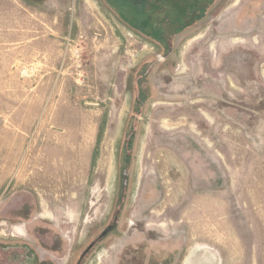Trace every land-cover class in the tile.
Masks as SVG:
<instances>
[{"label":"rangeland","instance_id":"374dc122","mask_svg":"<svg viewBox=\"0 0 264 264\" xmlns=\"http://www.w3.org/2000/svg\"><path fill=\"white\" fill-rule=\"evenodd\" d=\"M94 241L81 264H264V0H0V264Z\"/></svg>","mask_w":264,"mask_h":264},{"label":"flooded vegetation","instance_id":"af4514ba","mask_svg":"<svg viewBox=\"0 0 264 264\" xmlns=\"http://www.w3.org/2000/svg\"><path fill=\"white\" fill-rule=\"evenodd\" d=\"M135 5H141L145 7V10L147 13H150L152 15L155 16H164V18H167V15L169 13V11H171V9L173 8V6L175 7V4H183V3H188V1L190 0H131ZM144 9V8H143ZM15 211H17V213H20L22 211V209H13ZM21 210V211H19ZM8 211H11L10 207L8 209ZM22 213V212H21ZM17 218H20V214L19 216H17ZM20 223V222H17ZM21 224V223H20ZM43 242H40V244ZM53 245L54 247H61L62 246V242H59L58 236L55 235V239L53 241ZM96 245V241H94L93 243H91L83 252V254L81 255L78 264H81L82 260L85 258V255L87 253H89V251H91L94 246ZM36 250V249H35ZM35 252V251H34ZM35 258V264H43L42 262H44L42 258H39L37 256V254L34 255ZM150 264H152V261L150 262Z\"/></svg>","mask_w":264,"mask_h":264},{"label":"bare ground","instance_id":"6f19581e","mask_svg":"<svg viewBox=\"0 0 264 264\" xmlns=\"http://www.w3.org/2000/svg\"><path fill=\"white\" fill-rule=\"evenodd\" d=\"M46 126H47V123L46 122H44V125H43V127H42V131H43V134H44V136H45V138L46 139H44L46 142H49L50 140H51V136L52 135H50V131H48V129H46ZM64 137V136H63ZM68 138V137H67ZM43 139V138H42ZM52 141V140H51ZM16 144V143H15ZM49 144V143H48ZM76 146V145H75ZM80 146V145H79ZM35 151H36V149H34ZM41 151V150H40ZM42 153V152H41ZM38 158V157H37Z\"/></svg>","mask_w":264,"mask_h":264}]
</instances>
